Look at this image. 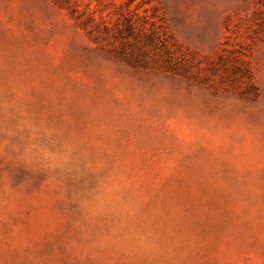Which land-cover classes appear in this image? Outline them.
Returning a JSON list of instances; mask_svg holds the SVG:
<instances>
[{
  "label": "rangeland",
  "instance_id": "1",
  "mask_svg": "<svg viewBox=\"0 0 264 264\" xmlns=\"http://www.w3.org/2000/svg\"><path fill=\"white\" fill-rule=\"evenodd\" d=\"M0 264H264V0H0Z\"/></svg>",
  "mask_w": 264,
  "mask_h": 264
},
{
  "label": "trees",
  "instance_id": "2",
  "mask_svg": "<svg viewBox=\"0 0 264 264\" xmlns=\"http://www.w3.org/2000/svg\"><path fill=\"white\" fill-rule=\"evenodd\" d=\"M129 29H131V26L129 27ZM163 52H164V56L166 58V63L167 65H169V69L171 71H174L175 73L179 72V69H177L176 66H180L179 61H175L174 60V54H175V50H171L170 47H167V45L163 46Z\"/></svg>",
  "mask_w": 264,
  "mask_h": 264
}]
</instances>
